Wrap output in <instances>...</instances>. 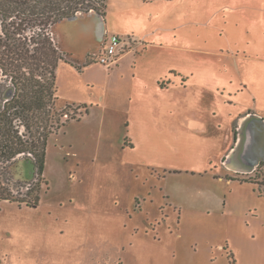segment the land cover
I'll use <instances>...</instances> for the list:
<instances>
[{"label":"rangeland","instance_id":"374dc122","mask_svg":"<svg viewBox=\"0 0 264 264\" xmlns=\"http://www.w3.org/2000/svg\"><path fill=\"white\" fill-rule=\"evenodd\" d=\"M128 2L103 20L138 49L118 65L100 17L57 26L58 128L40 178L0 170V264H264V163L226 156L229 114L264 116V0Z\"/></svg>","mask_w":264,"mask_h":264},{"label":"trees","instance_id":"16d2710c","mask_svg":"<svg viewBox=\"0 0 264 264\" xmlns=\"http://www.w3.org/2000/svg\"><path fill=\"white\" fill-rule=\"evenodd\" d=\"M106 4L107 0H0V170L4 177L13 168L21 182L29 181L27 185L40 178L48 138L58 128L49 124L50 113L57 103L58 66L67 62L51 29L79 16L103 19ZM40 186L36 183L35 190ZM4 190L0 188V202L9 201ZM258 192L264 197V192ZM29 197L16 203L38 204L39 196Z\"/></svg>","mask_w":264,"mask_h":264},{"label":"crops","instance_id":"0c3cea01","mask_svg":"<svg viewBox=\"0 0 264 264\" xmlns=\"http://www.w3.org/2000/svg\"><path fill=\"white\" fill-rule=\"evenodd\" d=\"M120 1L124 5V7H127V5L129 4L128 2L129 0H120ZM141 1L142 3L140 4H142L143 6H149L153 2H165V1H153L146 3L143 0ZM136 6L137 8H139L140 5L136 4ZM124 11H125L124 13L128 12L126 10ZM90 15L93 16L92 14ZM128 18H130L131 21L132 16H129ZM99 19H100V23L98 24L99 33H98V37H96L99 43L98 45L102 43V40L104 39L105 35H106L105 37L107 38L109 37V31L106 28L107 26H105V23L103 22L104 18L103 19L99 18ZM66 21H72V20H66ZM60 23L56 24L53 27L52 32L55 41L63 45V43L61 42L62 38L60 37L61 34L57 30V26H59ZM127 33H128L127 35H130L131 38L138 36L135 33V27L133 26L132 22L130 23V30ZM148 34L149 32L145 33V36H147ZM138 37H142V36H138ZM122 45L123 46H120V49L118 51L120 52L118 55L121 56L117 59L116 65H118L126 56L134 54L138 50L136 47H132L131 48L132 50H130L126 54L124 53V51L126 50L125 43H123ZM145 53H148L147 50L145 51ZM158 82H162L161 79ZM229 117H230L229 118L230 125L227 132H230L233 135V141H232V147L229 149L226 156H229L230 159H232V157H235V160L234 162H232V165L236 167L239 164H241L242 166L239 165L241 168L247 167L252 169L257 167L261 162L264 163V116L251 112H241L236 117H234L233 114H229ZM234 127L236 128L235 135H234V131L232 130ZM226 137L229 140V136L227 135ZM234 137H236V139ZM252 137H255V139H253ZM256 161H258V164L256 166H252Z\"/></svg>","mask_w":264,"mask_h":264},{"label":"built area","instance_id":"2783aa9c","mask_svg":"<svg viewBox=\"0 0 264 264\" xmlns=\"http://www.w3.org/2000/svg\"><path fill=\"white\" fill-rule=\"evenodd\" d=\"M108 41L110 42V44L107 45L106 43ZM104 43V45H102L101 47V50H99L98 53L95 54V58L101 65L110 66L114 62L115 57H117V55L120 53L118 51L120 49V46H123V43L115 35H112L108 38L106 37Z\"/></svg>","mask_w":264,"mask_h":264},{"label":"water","instance_id":"95a60500","mask_svg":"<svg viewBox=\"0 0 264 264\" xmlns=\"http://www.w3.org/2000/svg\"><path fill=\"white\" fill-rule=\"evenodd\" d=\"M252 136V135H251ZM253 139H255V137H252ZM254 143V142H253ZM258 164V161H256L252 166H256Z\"/></svg>","mask_w":264,"mask_h":264}]
</instances>
